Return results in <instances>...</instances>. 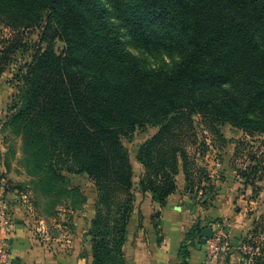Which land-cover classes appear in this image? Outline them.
Wrapping results in <instances>:
<instances>
[{"label": "trees", "instance_id": "obj_1", "mask_svg": "<svg viewBox=\"0 0 264 264\" xmlns=\"http://www.w3.org/2000/svg\"><path fill=\"white\" fill-rule=\"evenodd\" d=\"M45 17L31 61L16 74L5 124L47 196L71 192L62 170L89 176L98 194L92 264H126L135 193L124 139L158 128L136 158L141 192L164 208L181 172L188 193L214 189L197 162L198 147L201 155L207 147L198 145L195 117L220 138L225 123L264 135V0H0V24L16 32L0 47V78L26 46L20 31ZM122 28L143 46L176 50L181 61L147 68L126 49ZM57 40L65 44L61 53ZM195 233L201 230L186 237ZM190 254L186 249L181 264Z\"/></svg>", "mask_w": 264, "mask_h": 264}, {"label": "rangeland", "instance_id": "obj_2", "mask_svg": "<svg viewBox=\"0 0 264 264\" xmlns=\"http://www.w3.org/2000/svg\"><path fill=\"white\" fill-rule=\"evenodd\" d=\"M108 6L111 7L114 15L111 4L108 3ZM47 20L48 18L45 17L39 25L20 31L26 46L18 50L11 65L0 78V88L4 87L3 91L7 93L9 99L5 106L0 107V111L6 113L5 123L17 97L16 74L21 66L31 61L40 42L43 24ZM115 20L122 25L120 19ZM122 29L126 49L147 68L170 69L178 63L176 50H167L155 45L143 46L126 28ZM14 33H16L14 29L0 24V47L3 41L12 37ZM258 41L264 47L263 31L259 32ZM55 47L61 53L65 44L57 40ZM2 122L1 120L0 144L4 149L2 152L0 150V165L6 166V172L0 170V179L8 183L6 188L9 187L8 192L17 195L16 199L21 205V210H24L32 223L29 230L34 245L42 247L55 257L58 255H71L76 258L92 257L93 261L91 231L97 213L98 198L94 182L85 173H70L62 170L61 173L65 177L64 186L71 192L66 195L47 196L38 182L39 177L29 174L22 162L21 139L16 138L11 128ZM157 130V127L150 126L146 131L137 130L132 140L124 139L134 167L135 210H139V204L144 199L139 186L144 169L137 161V151L140 145ZM219 130L223 138L212 132L201 117H195L198 145L206 143L207 147L204 155H201V147L197 146L199 149L196 155L197 162L211 175L214 189L206 192L196 189L193 194L189 193L190 200L186 204L191 215L189 220L183 219V226L179 230L168 231V237L172 241L179 233L185 235L183 247H180V253L175 254L174 260L176 258L180 260L186 249L191 250L196 246L204 247L206 251V246L201 244V236L198 233L186 237L191 229L198 232L208 227L218 229L221 225L231 239L236 240L248 239L250 236L257 237L264 233V135L258 133L248 135L229 123L219 125ZM193 150L194 148L191 150L192 153ZM251 167L256 168L251 171ZM56 201L58 203H55ZM9 210L13 215L10 207ZM159 219L160 217H153V224L160 225ZM130 223L127 239L130 244L128 247V243L125 244V256L128 249L129 258L136 257L134 249L141 247V244L143 248H157L156 244L153 245V242L151 244L146 235L144 238V235L139 234L142 238L138 236L133 241V237L139 232V226L135 231L130 230ZM162 232L163 230L159 229L158 234ZM158 237V246L161 247L164 237L160 235ZM126 264H129L127 257Z\"/></svg>", "mask_w": 264, "mask_h": 264}, {"label": "crops", "instance_id": "obj_3", "mask_svg": "<svg viewBox=\"0 0 264 264\" xmlns=\"http://www.w3.org/2000/svg\"><path fill=\"white\" fill-rule=\"evenodd\" d=\"M0 88V107L5 106L9 99L7 93ZM6 113L0 111V121L2 124L5 123ZM4 149V146L0 144V150ZM142 166V165H141ZM0 170L6 172V166L0 165ZM177 186L178 191L168 198L167 205L162 208L157 202H155L150 193L143 194L144 199L139 204V210H135L131 218L130 230H136L139 226V232L133 241L139 234L147 236V238L156 244L157 248H143L141 244L139 248L134 249V256L131 259L128 256L129 242L127 241V262L129 264H181L182 260L176 258L175 254L179 253V249L183 243L184 237L181 233L174 237L173 241L168 237V231L173 229L179 230L183 226L184 221L189 220L190 210L189 203L190 196L186 191V180L183 172L177 175ZM17 195L12 192L5 194V200L7 205L11 208L13 213L14 223L8 230L0 228V238L6 241L8 248L10 249L13 260L11 264H92V257L88 258H76L64 255L53 256L52 253L46 252L42 247L34 245L33 239H31V222L27 218L24 210H21V205L17 201ZM180 209V210H179ZM160 213V225L155 227L153 224V216ZM231 214V213H230ZM159 229L163 230L162 233L158 234ZM164 237L161 247L158 246V236ZM142 238V236H141ZM242 240L232 239V242L237 245ZM173 244V245H172ZM168 245H170L168 247ZM191 254L189 257V264H205L206 262V251L204 247H198L190 250ZM210 264H217L213 261ZM227 264H264V261L258 263L257 261L249 262L243 254L239 251L234 250L227 261Z\"/></svg>", "mask_w": 264, "mask_h": 264}, {"label": "built area", "instance_id": "obj_4", "mask_svg": "<svg viewBox=\"0 0 264 264\" xmlns=\"http://www.w3.org/2000/svg\"><path fill=\"white\" fill-rule=\"evenodd\" d=\"M7 182L0 179V228L8 230L14 223L13 216L5 200ZM213 237L208 239L206 246V262L210 264L215 261L217 264H227L234 250L245 256L247 261L253 262L258 258L264 259V233L257 237L250 236L235 245L231 237L219 225L218 229H213ZM13 255L8 248L6 241L0 238V264H11Z\"/></svg>", "mask_w": 264, "mask_h": 264}, {"label": "water", "instance_id": "obj_5", "mask_svg": "<svg viewBox=\"0 0 264 264\" xmlns=\"http://www.w3.org/2000/svg\"><path fill=\"white\" fill-rule=\"evenodd\" d=\"M213 228L208 227L205 228L201 231L200 236H201V244H206L207 240L213 237Z\"/></svg>", "mask_w": 264, "mask_h": 264}, {"label": "clouds", "instance_id": "obj_6", "mask_svg": "<svg viewBox=\"0 0 264 264\" xmlns=\"http://www.w3.org/2000/svg\"><path fill=\"white\" fill-rule=\"evenodd\" d=\"M181 59H182V55L180 53H177L176 54V61L179 63L181 61Z\"/></svg>", "mask_w": 264, "mask_h": 264}]
</instances>
